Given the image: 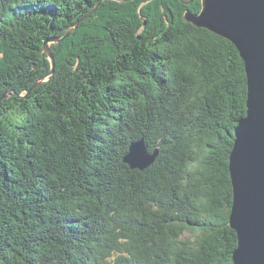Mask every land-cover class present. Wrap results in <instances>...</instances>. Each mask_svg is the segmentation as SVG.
<instances>
[{"label": "trees", "instance_id": "obj_1", "mask_svg": "<svg viewBox=\"0 0 264 264\" xmlns=\"http://www.w3.org/2000/svg\"><path fill=\"white\" fill-rule=\"evenodd\" d=\"M99 1L0 0V264H232L238 51L201 0Z\"/></svg>", "mask_w": 264, "mask_h": 264}, {"label": "water", "instance_id": "obj_2", "mask_svg": "<svg viewBox=\"0 0 264 264\" xmlns=\"http://www.w3.org/2000/svg\"><path fill=\"white\" fill-rule=\"evenodd\" d=\"M184 19L229 41L244 64L246 111L234 129L228 156L229 226L237 236L232 264H264V0H201L200 12L186 11ZM53 42L59 41L47 39L44 43L51 73L55 63L48 44ZM158 154L157 149L150 152L141 138L129 145L123 162L132 170L143 171Z\"/></svg>", "mask_w": 264, "mask_h": 264}]
</instances>
